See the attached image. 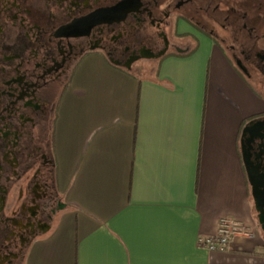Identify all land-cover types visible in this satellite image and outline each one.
Segmentation results:
<instances>
[{"label":"crops","instance_id":"crops-1","mask_svg":"<svg viewBox=\"0 0 264 264\" xmlns=\"http://www.w3.org/2000/svg\"><path fill=\"white\" fill-rule=\"evenodd\" d=\"M195 46L138 74L103 59L77 70L55 121L68 209L24 264H264L240 146L249 112L217 105L216 45ZM230 218L253 235L200 246Z\"/></svg>","mask_w":264,"mask_h":264},{"label":"flooded vegetation","instance_id":"flooded-vegetation-1","mask_svg":"<svg viewBox=\"0 0 264 264\" xmlns=\"http://www.w3.org/2000/svg\"><path fill=\"white\" fill-rule=\"evenodd\" d=\"M199 35L254 96L240 146L264 237V0H0V264H24L68 209L55 121L77 70L103 59L141 72Z\"/></svg>","mask_w":264,"mask_h":264},{"label":"rangeland","instance_id":"rangeland-1","mask_svg":"<svg viewBox=\"0 0 264 264\" xmlns=\"http://www.w3.org/2000/svg\"><path fill=\"white\" fill-rule=\"evenodd\" d=\"M197 41L198 40L196 38H192L191 44L195 46L197 44ZM214 60L215 66L213 72V86L218 85V87L225 92V94L223 93L217 96V105L218 102H222L225 95V98H229L231 101H234L237 105L242 107L243 110L242 108L241 110L247 114V112L250 111L251 106L255 102L253 93L245 84L240 74L236 71L233 64L222 57V54L217 47L214 53ZM150 63L152 66L155 65V61H151ZM132 73L138 74L140 72L132 71ZM258 231L262 234V231L260 229H258Z\"/></svg>","mask_w":264,"mask_h":264},{"label":"built area","instance_id":"built-area-1","mask_svg":"<svg viewBox=\"0 0 264 264\" xmlns=\"http://www.w3.org/2000/svg\"><path fill=\"white\" fill-rule=\"evenodd\" d=\"M252 236L253 232L249 226L238 219L222 220L218 232L213 236L202 237L199 244L209 251H227L236 236Z\"/></svg>","mask_w":264,"mask_h":264},{"label":"water","instance_id":"water-1","mask_svg":"<svg viewBox=\"0 0 264 264\" xmlns=\"http://www.w3.org/2000/svg\"><path fill=\"white\" fill-rule=\"evenodd\" d=\"M243 161H244V164H245V167H246V170H247V174H248V178H249V181H250V183L253 185V194H254V196H255V185H254V182L252 181V177H251V174H250V172H249V169H248V164H247V161H246V158H245V154H244V152H243ZM256 209L257 210H259L260 208H259V206H258V203L256 202Z\"/></svg>","mask_w":264,"mask_h":264},{"label":"trees","instance_id":"trees-1","mask_svg":"<svg viewBox=\"0 0 264 264\" xmlns=\"http://www.w3.org/2000/svg\"><path fill=\"white\" fill-rule=\"evenodd\" d=\"M196 47H197V46H195V48L192 50V52H190V54L193 53V52L196 50Z\"/></svg>","mask_w":264,"mask_h":264}]
</instances>
